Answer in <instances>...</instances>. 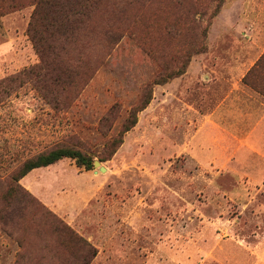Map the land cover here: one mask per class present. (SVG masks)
Segmentation results:
<instances>
[{
  "label": "rangeland",
  "instance_id": "374dc122",
  "mask_svg": "<svg viewBox=\"0 0 264 264\" xmlns=\"http://www.w3.org/2000/svg\"><path fill=\"white\" fill-rule=\"evenodd\" d=\"M22 2L0 15V264H264V0H102L44 61ZM57 147L104 171L12 181Z\"/></svg>",
  "mask_w": 264,
  "mask_h": 264
},
{
  "label": "trees",
  "instance_id": "16d2710c",
  "mask_svg": "<svg viewBox=\"0 0 264 264\" xmlns=\"http://www.w3.org/2000/svg\"><path fill=\"white\" fill-rule=\"evenodd\" d=\"M22 1L23 0H0V15L22 8ZM101 1L102 0H29V4L35 6L31 17L32 24L29 29V36L39 58L44 61V59L49 57H58L60 51H63L64 48L63 46L62 49L57 47L54 44L57 43L55 39L63 40V43L72 42L78 27L83 23L80 19H76L75 16L79 14L83 16L90 15V13L98 8ZM37 28L39 29L38 36H36L35 32ZM42 34H45V42L44 39L40 37ZM57 51L59 52L57 53ZM180 72L181 71L178 70L177 73L172 74V76L166 79L163 77L159 78L155 81V84L166 83L169 79L179 75ZM2 84L3 83L0 82V89H2L1 92H4L5 87H2ZM150 98L151 96H149V100L144 102L141 107L131 110L129 116L130 121H126L123 133L128 132L136 124V113L146 107ZM120 143L121 140L113 139L109 141L108 145L113 148L114 151V148ZM64 159L72 160L77 167H84L87 170L91 169L93 166L92 159L82 154L80 151L70 147H57L25 161L17 173L12 177V181L18 182L30 171L53 165ZM99 161L102 162V160ZM61 229H63L62 233L68 234L70 238H75L77 242H80L82 247L88 250V254L91 250L94 252L83 239L77 237L70 229L67 230V227H61Z\"/></svg>",
  "mask_w": 264,
  "mask_h": 264
},
{
  "label": "water",
  "instance_id": "95a60500",
  "mask_svg": "<svg viewBox=\"0 0 264 264\" xmlns=\"http://www.w3.org/2000/svg\"><path fill=\"white\" fill-rule=\"evenodd\" d=\"M93 166L94 167H97L98 166L100 172H103L104 171V168L99 166V162L98 161H94Z\"/></svg>",
  "mask_w": 264,
  "mask_h": 264
}]
</instances>
